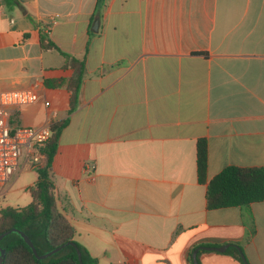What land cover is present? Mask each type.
<instances>
[{
	"label": "crops",
	"instance_id": "crops-1",
	"mask_svg": "<svg viewBox=\"0 0 264 264\" xmlns=\"http://www.w3.org/2000/svg\"><path fill=\"white\" fill-rule=\"evenodd\" d=\"M97 7L0 0V93L37 98L9 111L10 129L68 119L52 169L75 241L96 264H189L196 248L235 243L247 264H264V201L206 205L207 183L223 169L264 168V0ZM60 51L85 63L71 114L70 93L53 86L73 72ZM26 164L2 187L4 200ZM226 250H200L198 264H244Z\"/></svg>",
	"mask_w": 264,
	"mask_h": 264
},
{
	"label": "trees",
	"instance_id": "trees-1",
	"mask_svg": "<svg viewBox=\"0 0 264 264\" xmlns=\"http://www.w3.org/2000/svg\"><path fill=\"white\" fill-rule=\"evenodd\" d=\"M9 2V0H7ZM104 0H98V7ZM58 49L52 42L47 45ZM59 51V50H58ZM61 52V51H60ZM64 68H71L72 75L66 80H59L53 86H65L70 93L68 114L75 111L85 74L84 61L78 60L63 52ZM48 86H51L48 84ZM68 119L51 123L50 137L40 148L42 158L35 165L37 179L27 188L31 202L21 208L5 207L0 209V234L15 228L24 232L32 242L38 255L64 246L53 256L38 260L23 238L11 233L0 241L5 250L3 264H79L74 243L81 253L82 264H96L97 260L75 241V229L58 208V196L54 183L52 163L57 152L62 130ZM197 175L200 183H205L207 172V143L204 139L197 142L196 155ZM264 201V168L227 167L215 175L206 186V205L208 209H224L229 207L247 208L252 203ZM237 244H230L226 250L236 260L242 261ZM197 253V260L198 255ZM189 264H192L191 254Z\"/></svg>",
	"mask_w": 264,
	"mask_h": 264
},
{
	"label": "built area",
	"instance_id": "built-area-1",
	"mask_svg": "<svg viewBox=\"0 0 264 264\" xmlns=\"http://www.w3.org/2000/svg\"><path fill=\"white\" fill-rule=\"evenodd\" d=\"M36 96L28 90L0 93V191L13 177L24 155L25 163H39L40 148L48 141L51 122L42 127H17L13 131L8 124L9 111L22 105L34 103ZM48 106L49 103L45 102Z\"/></svg>",
	"mask_w": 264,
	"mask_h": 264
},
{
	"label": "rangeland",
	"instance_id": "rangeland-1",
	"mask_svg": "<svg viewBox=\"0 0 264 264\" xmlns=\"http://www.w3.org/2000/svg\"><path fill=\"white\" fill-rule=\"evenodd\" d=\"M24 162V155L19 160V166L23 165ZM38 164V163H36ZM13 178V177H12ZM12 178L9 180V183H11L13 180ZM36 179V171H35V164L34 163H28L25 165V169L23 173L20 175V177L13 183L11 191L6 194L5 200L2 198V194L0 195V209L2 207H24L27 204L26 200H29L28 192L25 188H21L22 186L29 185L30 183H33ZM2 192V189H1ZM5 201V202H4Z\"/></svg>",
	"mask_w": 264,
	"mask_h": 264
},
{
	"label": "water",
	"instance_id": "water-1",
	"mask_svg": "<svg viewBox=\"0 0 264 264\" xmlns=\"http://www.w3.org/2000/svg\"><path fill=\"white\" fill-rule=\"evenodd\" d=\"M11 233H16L18 235H20L24 242L29 246V248L32 250L33 254L35 255V257L38 259V260H44V259H47L51 256H53L54 254L58 253L59 251H61L64 246H60V247H57L53 250H51L50 252H47L45 254H42V255H38L32 242L30 241V239L27 237V235L18 230V229H15V228H12L2 234H0V241L7 235L11 234ZM69 245L73 246L75 248V251H76V254H77V258H78V261H79V264H82V261H81V253L79 251V249L75 246L74 243H69ZM228 248V245H225V246H222V247H218V248H211V247H199V248H196L192 254H191V258H192V264H198V261H197V253L198 251L200 250H216L218 252H224L226 249ZM240 256H241V259L243 261L244 264H247L246 262V259L245 257L243 256L242 253H240ZM4 258H5V250L3 248L0 247V264H3V261H4Z\"/></svg>",
	"mask_w": 264,
	"mask_h": 264
}]
</instances>
